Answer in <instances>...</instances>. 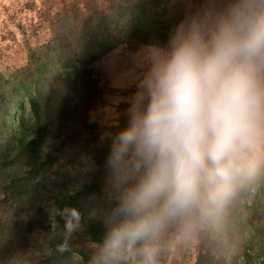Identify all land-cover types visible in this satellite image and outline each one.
<instances>
[{
	"label": "clouds",
	"instance_id": "9594fccd",
	"mask_svg": "<svg viewBox=\"0 0 264 264\" xmlns=\"http://www.w3.org/2000/svg\"><path fill=\"white\" fill-rule=\"evenodd\" d=\"M106 132L104 191L112 205L89 264H157L172 226L223 213L245 182L264 178V0H218L148 46L127 101ZM67 234L81 213L49 209ZM61 245L60 250H66Z\"/></svg>",
	"mask_w": 264,
	"mask_h": 264
},
{
	"label": "trees",
	"instance_id": "16d2710c",
	"mask_svg": "<svg viewBox=\"0 0 264 264\" xmlns=\"http://www.w3.org/2000/svg\"><path fill=\"white\" fill-rule=\"evenodd\" d=\"M185 16L172 0H108L101 9L86 1L82 11L49 23L52 34L27 50L23 66L7 78L0 74V242H7V252L25 264H89L112 205L104 191L109 143L101 140L108 130L81 120L87 103L101 94L88 66L125 40L163 46ZM16 108L23 113L17 123ZM67 187L69 193L63 190ZM250 189L251 202L241 201ZM51 191L52 202L46 204ZM53 206L78 209L80 227L67 234L59 215L53 225ZM262 209L264 178L241 184L223 213L201 219L210 229L238 234L241 264L259 256L264 263ZM26 223L39 255L29 249ZM61 245L67 249L61 251Z\"/></svg>",
	"mask_w": 264,
	"mask_h": 264
},
{
	"label": "rangeland",
	"instance_id": "374dc122",
	"mask_svg": "<svg viewBox=\"0 0 264 264\" xmlns=\"http://www.w3.org/2000/svg\"><path fill=\"white\" fill-rule=\"evenodd\" d=\"M86 1L99 9L108 5V0H0V74L7 78L23 66L27 50L47 40L52 34L49 23L56 22L64 13L70 15L72 10L82 11ZM172 1L186 15L203 13L218 3V0ZM148 46L134 40H125L88 66L96 76V86L101 94L100 98L93 97L87 103L81 120L112 133L118 131V128L113 129L111 126L114 121L119 128L127 124V101L136 91L138 79L145 69ZM22 115L21 108L13 111L16 123ZM12 124L15 128V123ZM79 168L82 171L84 163ZM63 190L69 193L70 187ZM54 192L47 194L46 204L52 202L50 195ZM248 192L241 201L251 202L254 192L251 189ZM263 212L264 209L261 210ZM244 215L247 217V214ZM26 228L25 237L32 242L29 249L35 256L39 255L38 242L33 238L27 223ZM6 243L0 242V256H6V260L0 264H25L22 257L16 258V255L7 252ZM73 243L76 247L79 241L75 239ZM86 246L92 245L87 243ZM159 248L157 264H241L243 259L239 252V236L233 229L215 231L206 227L201 218L195 220L193 230L186 235L181 234L176 226L170 227L161 236ZM17 255H23V252ZM261 258L259 256L252 264H264Z\"/></svg>",
	"mask_w": 264,
	"mask_h": 264
}]
</instances>
